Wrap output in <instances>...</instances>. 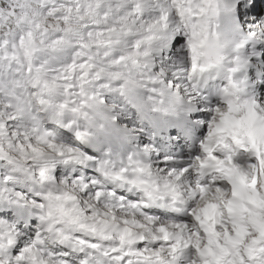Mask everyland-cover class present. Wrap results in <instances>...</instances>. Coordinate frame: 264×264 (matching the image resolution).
I'll list each match as a JSON object with an SVG mask.
<instances>
[{
  "label": "clouds",
  "instance_id": "clouds-1",
  "mask_svg": "<svg viewBox=\"0 0 264 264\" xmlns=\"http://www.w3.org/2000/svg\"><path fill=\"white\" fill-rule=\"evenodd\" d=\"M225 3L0 0V264H264V13Z\"/></svg>",
  "mask_w": 264,
  "mask_h": 264
},
{
  "label": "snow or ice",
  "instance_id": "snow-or-ice-1",
  "mask_svg": "<svg viewBox=\"0 0 264 264\" xmlns=\"http://www.w3.org/2000/svg\"><path fill=\"white\" fill-rule=\"evenodd\" d=\"M241 9H243V13L241 14H246L248 12H254L257 14L264 13V5H261L259 0H226V3L224 5V13H225L224 27L226 30H231L235 27L236 17L234 14L240 12ZM169 40L170 38H165L164 43L161 46L162 47L167 46ZM161 231H164V229H161ZM165 235H167V233H165ZM197 248L199 249L198 244H197ZM205 251L211 253L217 261L222 259V256H216L215 253H212L211 249H205L204 251H201L200 254L204 255ZM223 251H224V255H227L228 250L224 249ZM248 251L251 254V249H249ZM149 255L159 256V253L153 252V253H149Z\"/></svg>",
  "mask_w": 264,
  "mask_h": 264
}]
</instances>
